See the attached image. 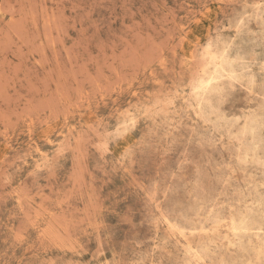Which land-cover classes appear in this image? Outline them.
<instances>
[{"label":"rangeland","instance_id":"rangeland-1","mask_svg":"<svg viewBox=\"0 0 264 264\" xmlns=\"http://www.w3.org/2000/svg\"><path fill=\"white\" fill-rule=\"evenodd\" d=\"M0 264H264V0H0Z\"/></svg>","mask_w":264,"mask_h":264},{"label":"bare ground","instance_id":"bare-ground-1","mask_svg":"<svg viewBox=\"0 0 264 264\" xmlns=\"http://www.w3.org/2000/svg\"><path fill=\"white\" fill-rule=\"evenodd\" d=\"M230 61H231V60H230ZM228 64H229V61H228V60L225 61L224 64H223V66H222L223 69L226 70V71H228V72H230V71H231V72L235 71V70H231V69L228 67ZM220 65H221V64H220ZM212 73H214V72L212 71ZM220 73H221V72H220ZM220 73H219V74H220ZM219 74H218V72H215L214 75L211 74L212 76H211V78H209V80L214 79V78L217 77ZM209 75H210V74H209ZM209 75H208V77H209ZM206 80H207V79H206ZM206 80H205V82H206ZM209 80H208V87L211 88L212 85L209 86V84H211V83H209V82H210ZM211 81H212V80H211ZM215 81H216V79H215ZM199 82H200V81H199ZM201 83H204V81L201 80ZM197 85H198V84H197ZM201 86H202V85H201ZM201 86H200V87H201ZM206 86H207V84H206ZM197 87H198V86H197ZM197 87H196V88H197ZM204 87H205V86H204ZM206 88H207V87H206ZM206 88H205V89H206ZM207 89H209V88H207ZM203 91H205V90H203Z\"/></svg>","mask_w":264,"mask_h":264}]
</instances>
